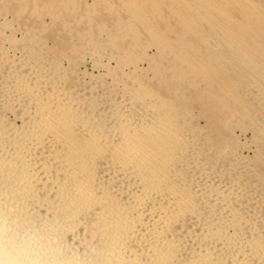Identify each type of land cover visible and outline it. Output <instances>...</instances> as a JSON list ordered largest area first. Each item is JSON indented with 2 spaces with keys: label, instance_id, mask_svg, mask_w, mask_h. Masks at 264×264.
<instances>
[{
  "label": "bare ground",
  "instance_id": "obj_1",
  "mask_svg": "<svg viewBox=\"0 0 264 264\" xmlns=\"http://www.w3.org/2000/svg\"><path fill=\"white\" fill-rule=\"evenodd\" d=\"M0 264H264V0H0Z\"/></svg>",
  "mask_w": 264,
  "mask_h": 264
},
{
  "label": "rangeland",
  "instance_id": "obj_2",
  "mask_svg": "<svg viewBox=\"0 0 264 264\" xmlns=\"http://www.w3.org/2000/svg\"><path fill=\"white\" fill-rule=\"evenodd\" d=\"M87 65H88V66H87ZM87 65L85 66V67H86V68H85L86 71L89 72V73L93 72V71H92V65H91V64H87Z\"/></svg>",
  "mask_w": 264,
  "mask_h": 264
}]
</instances>
